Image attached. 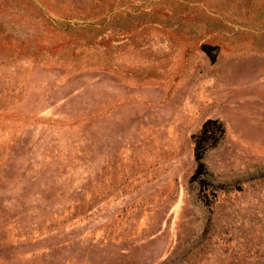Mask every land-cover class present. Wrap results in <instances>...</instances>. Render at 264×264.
<instances>
[{"label":"rangeland","instance_id":"obj_1","mask_svg":"<svg viewBox=\"0 0 264 264\" xmlns=\"http://www.w3.org/2000/svg\"><path fill=\"white\" fill-rule=\"evenodd\" d=\"M0 264H264V0H0Z\"/></svg>","mask_w":264,"mask_h":264}]
</instances>
